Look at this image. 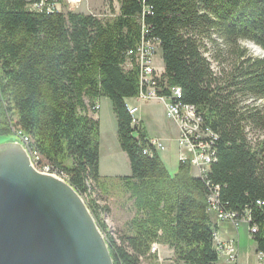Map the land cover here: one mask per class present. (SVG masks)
I'll return each instance as SVG.
<instances>
[{
    "label": "trees",
    "instance_id": "16d2710c",
    "mask_svg": "<svg viewBox=\"0 0 264 264\" xmlns=\"http://www.w3.org/2000/svg\"><path fill=\"white\" fill-rule=\"evenodd\" d=\"M143 26L159 39L160 86L179 87V102L195 107L216 136L206 180L227 209L249 212L264 251V108L256 102L264 101V57L239 44L264 49V0H118L103 16L33 12L25 0H0V137L26 134L37 164L63 175L97 221L111 211L101 193L118 187L127 194L133 215L117 238L105 233L114 264L153 259V244H165L179 264H216L205 181L188 162L169 171L125 106L138 92V69L125 68L126 52L140 43ZM100 97L112 103L129 161L130 175L114 177L116 184L99 174L92 108Z\"/></svg>",
    "mask_w": 264,
    "mask_h": 264
},
{
    "label": "water",
    "instance_id": "95a60500",
    "mask_svg": "<svg viewBox=\"0 0 264 264\" xmlns=\"http://www.w3.org/2000/svg\"><path fill=\"white\" fill-rule=\"evenodd\" d=\"M0 264H114L81 194L36 170L13 137L0 141Z\"/></svg>",
    "mask_w": 264,
    "mask_h": 264
},
{
    "label": "built area",
    "instance_id": "2783aa9c",
    "mask_svg": "<svg viewBox=\"0 0 264 264\" xmlns=\"http://www.w3.org/2000/svg\"><path fill=\"white\" fill-rule=\"evenodd\" d=\"M26 7L29 11L42 12H64L68 7H76L81 0H25ZM69 11V10H68ZM147 8L144 9V12ZM148 26L142 27V38L135 49L127 51L128 59L126 66L130 67L134 64L138 68V92L132 97L138 103L147 100L162 101L166 105L167 115L176 122L177 126V144L181 148L178 155V162H188L191 165L192 172L195 176L205 181L208 188L207 194V210L213 213L216 220H228L232 223L245 221L249 225V232L254 234L257 231L255 224H252L250 214L247 210L243 214L236 213L226 208L219 198V187L211 184L206 180V173L209 170L210 163L216 160L217 142L213 140L210 134H206V129L202 127V118L191 117V111H185L184 102H179L177 96V86L161 87L162 72H157L153 64V58L156 50L160 48L159 39L149 35ZM162 90H165L162 92ZM130 99V98H128ZM96 108L100 104L94 103ZM132 105V104H131ZM136 105L131 106V112L134 117V129L139 128L140 121L135 116ZM12 130V128H11ZM12 137L16 138L23 145L29 155L32 166L44 173L56 174V170L52 168H42L39 164H35L32 158L30 146L24 141V136L15 133L12 130ZM150 144L156 149H163V145L156 140L149 139ZM252 225V226H251ZM214 247L217 248L219 257L225 256L229 260L236 262L238 259L237 245L234 241H221L214 235ZM257 264H264V251H259V261Z\"/></svg>",
    "mask_w": 264,
    "mask_h": 264
},
{
    "label": "rangeland",
    "instance_id": "374dc122",
    "mask_svg": "<svg viewBox=\"0 0 264 264\" xmlns=\"http://www.w3.org/2000/svg\"><path fill=\"white\" fill-rule=\"evenodd\" d=\"M66 9L67 10H65V11L71 10L74 12H82V13L84 12V13H91L94 15L98 14L99 16H103V15H108V14L112 13L113 9H114V12L118 9V0H81L76 7H72V8L68 7ZM214 37L220 43L219 46L223 48L222 40L220 38L216 37L215 35H214ZM241 41H243V43H241ZM241 41H239V44H241L242 46L243 45L245 46L248 54L254 55V53H252V52H250V50H248L249 48L244 44V40H241ZM208 45L211 46L210 44H208ZM209 54H210V52H209ZM210 56L212 57L211 54H210ZM155 57H156V61L158 60V62H156L154 60L155 70L157 72H159V71H161V64H160L161 49L160 48L158 50H156ZM211 66L215 72L219 69V65L217 64V62L214 59L211 62ZM179 90H180V88H179ZM163 91L164 90H162V92ZM180 96H181V90H180ZM150 101H158V100L151 99V100H147L146 102H150ZM246 102L248 103V100ZM256 102L258 104H261V106L264 108V103H262L264 101L259 102V100H258ZM141 103H145V102L138 103L137 101H135L132 98L125 100V106H127V110L131 114L132 118H134V117H133V112H131L130 106L136 105V107L138 109H136L134 114L139 119L138 114L140 111L139 108H140ZM249 103H251V102H249ZM145 104H148V103H145ZM162 104L164 105V114L165 115H162V114L158 115L156 110L154 111V114H155V118L157 119V122L159 121L161 126L163 127V132H164L163 137L166 138V144H167L166 147L160 151V157L161 156L165 157V155H167V157L169 158L171 153L176 155V152H177V155H179V153L181 152V148H179L178 144H177L178 134H177L176 122L167 115L165 103L162 102ZM100 105H101L100 112L102 114V123L100 124V122H99V134H100V127H101L103 132H105V131L107 132V136H108V139H110V143L112 145H116V147L118 149H120V146H119V143L117 140V135H116V118H115V114H114L113 109H112V103L108 98H101ZM147 107L148 106H146V108ZM142 112H143L142 116H143L144 124L147 125V122L152 115V111H148V110L143 109ZM101 114H100V116H101ZM109 119L111 120V123H112L111 126L109 123ZM170 121L173 122L175 125L176 135H175V131L173 130V125ZM133 124H134V121H133ZM144 124H142V125H144ZM142 125H140V126H142ZM16 130L19 131L18 129H16ZM7 138H12V135H8L6 137H0V141L5 140ZM255 138H256V135H254L253 133L250 132V139H255ZM151 140H156V141L161 143V141H159L157 139H151ZM161 145L164 146L163 143H161ZM107 159H109L108 154L103 153V156L101 159L102 162H104V160H107ZM165 162L167 165H169L166 160H165ZM128 164H129V161H128ZM101 177H103V176H101ZM108 178H109L108 180L110 183L111 182L115 183V184L118 183V181L116 180L117 178H114V177H108ZM110 178H112V179H110ZM117 189H118V187H116V188L114 187V189H111V188L109 189V187H108L106 194H102L99 191L101 193L102 199H103V200H100V203L106 204L108 206V209L111 210L110 212L108 211L109 212L108 215H110V216L103 215V216H101V219H99L98 221L95 219L97 225H98V222L101 224V221L105 223V225H106L105 230L101 229V227H99V225H98V227H99L100 231L103 233L105 239L107 236V235H105V233H107L108 230H111L115 234L112 236L117 238L118 233H119L120 228L122 227L123 223L125 221H127L128 219H130L131 216L133 215V211L131 209V201L127 198V194H124V193H122V191L120 189H118V190ZM258 203H260V202L258 201ZM111 207H112V209L115 210V212L112 211ZM112 217L116 218V220L118 219L121 222L116 224V222H115L116 220L112 221V219H111ZM237 223H233V224H237ZM229 240L234 241V243L237 245V251H238V242L236 240L225 239V240H221V241H229ZM153 252L156 254V256L153 259L143 261L142 264H179V263L175 262L174 256L172 254V250L170 248H168L165 244H153ZM238 254H239V252H238ZM232 262H234V261H232Z\"/></svg>",
    "mask_w": 264,
    "mask_h": 264
},
{
    "label": "crops",
    "instance_id": "0c3cea01",
    "mask_svg": "<svg viewBox=\"0 0 264 264\" xmlns=\"http://www.w3.org/2000/svg\"><path fill=\"white\" fill-rule=\"evenodd\" d=\"M156 61V57H155ZM158 62V60L156 61ZM160 64L162 70L164 69L162 57H160ZM101 98H99V104L101 102ZM148 103V104H145ZM140 104V111L138 114L140 125L144 124L143 120V112L142 110L152 111V115L149 118L147 125L144 124L142 127L146 132V135L149 139H157L164 144V148L166 147V138L163 137V127L161 126L160 122H157L155 118L154 111L162 115L164 114V105L160 101H150ZM107 106V105H106ZM146 106H148L146 108ZM131 107V106H130ZM101 105L99 109L93 114L94 118H96L100 124L102 123V114L100 112ZM138 109V108H137ZM101 114V116H100ZM171 122V121H170ZM109 123L111 126V120L109 119ZM173 130L175 131L176 135V128L173 122ZM117 127V126H116ZM172 127V126H171ZM117 129V128H116ZM163 150V149H161ZM158 150V154L160 156V151ZM104 154H108L109 159L104 160L102 162V156ZM163 163L165 164L166 168L169 171L175 170L178 165V155L170 154L168 158L167 155L165 157H160ZM165 160L169 165L166 164ZM99 174L103 177H121V176H128L130 175V167L128 164L127 155L122 149H118L116 145H112L110 143V139H108L107 132H103L102 128L100 127V134H99ZM115 212L114 209H112ZM110 216V215H109ZM112 221H115L116 218H111ZM211 222L215 226L214 235L219 240L225 239H234L238 242V260L236 262L230 261L225 256L218 257L216 264H257L259 261V250H257V244L253 238V234L249 232V226L245 221H239L237 224H233L227 220H220L217 221L214 214L210 213ZM118 220V219H117ZM115 221L116 224L120 223L121 221Z\"/></svg>",
    "mask_w": 264,
    "mask_h": 264
},
{
    "label": "bare ground",
    "instance_id": "6f19581e",
    "mask_svg": "<svg viewBox=\"0 0 264 264\" xmlns=\"http://www.w3.org/2000/svg\"><path fill=\"white\" fill-rule=\"evenodd\" d=\"M244 44L249 48V50H250V52H252V53H254V54H257V53H259L260 51H259V49H258V47H256L253 43H251V42H248V41H244ZM128 51V50H127ZM126 55H127V52H126ZM127 59L129 58L128 57V55H127V57H126ZM154 58H155V56H154ZM153 58V64H154V59ZM131 67H134V64L132 65V66H130V67H128V66H126L125 65V68H131ZM136 67V66H135ZM137 68V67H136ZM138 69V68H137ZM161 72H163V70H162V68H161ZM177 96L180 98V90H179V88L177 87ZM99 108H96L95 107V105H93V108H92V111H94V113L98 110ZM185 111H191V117H194V118H199V114H197V111H196V109L193 107V106H191V105H186L185 104ZM133 121H134V118H132V123H133ZM19 133V134H22V133H20L19 131H16L15 133ZM206 134H210L214 139H215V137L216 136H214V135H212V133H211V131L210 130H208V129H206ZM23 136H24V141H27V145H28V138H27V136H25L24 134H22ZM31 150V149H30ZM31 152H32V158H33V161H34V163L35 164H37V162H36V160L38 159V157H37V154L35 153V152H33L32 150H31ZM40 165V167H42V168H51V167H49V166H47V165H43V164H39ZM191 166V165H190ZM57 174V173H56ZM194 175V174H193ZM57 176H59V177H62V178H64L65 179V177L63 176V175H60V174H57ZM195 176V175H194ZM200 178V177H199ZM214 240H215V238H214ZM215 250H216V252H217V248L215 247ZM218 255V254H217ZM219 257V256H218Z\"/></svg>",
    "mask_w": 264,
    "mask_h": 264
}]
</instances>
